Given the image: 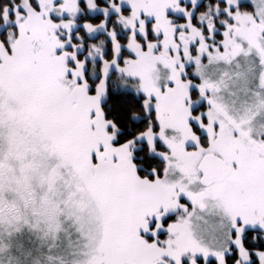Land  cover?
Instances as JSON below:
<instances>
[{"label":"snow or ice","instance_id":"obj_1","mask_svg":"<svg viewBox=\"0 0 264 264\" xmlns=\"http://www.w3.org/2000/svg\"><path fill=\"white\" fill-rule=\"evenodd\" d=\"M0 264H264V0H0Z\"/></svg>","mask_w":264,"mask_h":264}]
</instances>
